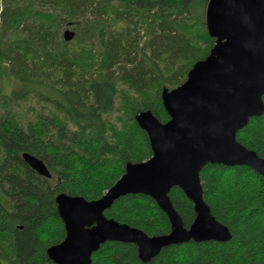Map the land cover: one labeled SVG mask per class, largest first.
<instances>
[{"label": "trees", "instance_id": "obj_1", "mask_svg": "<svg viewBox=\"0 0 264 264\" xmlns=\"http://www.w3.org/2000/svg\"><path fill=\"white\" fill-rule=\"evenodd\" d=\"M209 0H0V264H55L48 249L66 237L56 197L100 199L127 164L153 155L136 121L150 110L170 120L164 88L185 82L215 45L205 23ZM76 31L67 43L64 31ZM35 102L36 104H33ZM237 140L264 159V115ZM44 161L51 179L23 160ZM205 200L232 240L164 248L149 263L132 244L108 242L92 264H264V178L246 166L208 164ZM170 199L189 228L194 204ZM149 236L171 224L157 203L128 195L105 213Z\"/></svg>", "mask_w": 264, "mask_h": 264}, {"label": "water", "instance_id": "obj_2", "mask_svg": "<svg viewBox=\"0 0 264 264\" xmlns=\"http://www.w3.org/2000/svg\"><path fill=\"white\" fill-rule=\"evenodd\" d=\"M205 23L215 39L210 54L194 64L184 83L162 91L170 120L162 123L150 110L136 117L148 134L151 158L127 164L98 200L57 195L66 237L48 249L55 264H92L93 255L108 242L135 245L141 261L149 263L170 246L232 240L205 200L201 173L208 164L246 166L264 178V159L237 140L252 118L264 115V0H209ZM76 35L68 29L63 39L70 43ZM23 160L40 176L52 178L43 160L29 153ZM175 188L194 204L196 218L189 228L170 199ZM128 195L152 198L168 216L170 232L151 237L106 217Z\"/></svg>", "mask_w": 264, "mask_h": 264}, {"label": "rangeland", "instance_id": "obj_3", "mask_svg": "<svg viewBox=\"0 0 264 264\" xmlns=\"http://www.w3.org/2000/svg\"><path fill=\"white\" fill-rule=\"evenodd\" d=\"M0 83L3 85L4 93L6 94H9L11 93L12 90L19 88V83H17L16 81H12V82L2 81ZM33 104L36 103L33 102Z\"/></svg>", "mask_w": 264, "mask_h": 264}]
</instances>
